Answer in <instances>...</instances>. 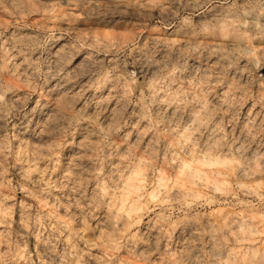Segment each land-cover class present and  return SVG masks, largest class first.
<instances>
[{"label": "rangeland", "instance_id": "obj_1", "mask_svg": "<svg viewBox=\"0 0 264 264\" xmlns=\"http://www.w3.org/2000/svg\"><path fill=\"white\" fill-rule=\"evenodd\" d=\"M0 264H264V0H0Z\"/></svg>", "mask_w": 264, "mask_h": 264}, {"label": "bare ground", "instance_id": "obj_2", "mask_svg": "<svg viewBox=\"0 0 264 264\" xmlns=\"http://www.w3.org/2000/svg\"><path fill=\"white\" fill-rule=\"evenodd\" d=\"M203 158H204V156H203ZM211 159H212V158H211ZM215 159H216V158H215ZM209 160H210V158H209ZM217 160H218V159H217ZM219 160H220V159H219ZM211 161H213V160H211ZM206 162H207V161H206ZM217 162H218V161H217ZM198 163H199V162H198ZM207 164H208V163H207ZM195 166H196V165H195ZM240 167H242V166H240ZM243 167H244V166H243ZM247 168H248V167H247ZM241 169H242V168H241ZM244 169H246V168L244 167ZM196 170H197V168H196ZM191 171H192V170H191ZM193 172H197V171H193ZM250 172H251V171H250ZM132 173H133V172H132ZM134 173H135V172H134ZM134 173H133V174H134ZM191 173H192V172H191ZM133 174H131V176H132L131 179H134V178H133ZM196 174H198V172H197ZM196 174H194V175L196 176ZM199 174H200V173H199ZM199 174H198V175H199ZM248 174H249V172H248ZM136 175H137V174H135V176H136ZM189 175H190V174H189ZM250 175H251V174H250ZM252 175H253V174H252ZM197 177H198V176H197ZM130 185L133 186V184H131V183H130ZM139 186H140V185H139ZM130 188H132V187H130ZM130 188H129V189H130ZM135 188H136V187H135ZM138 188H139V187H138ZM129 189H128V190H129ZM130 192H131V190H130Z\"/></svg>", "mask_w": 264, "mask_h": 264}]
</instances>
